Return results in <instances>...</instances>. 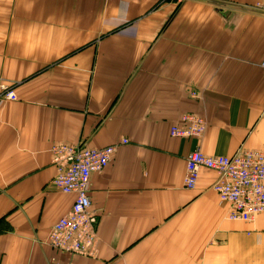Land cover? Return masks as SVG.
<instances>
[{"label": "crops", "instance_id": "obj_1", "mask_svg": "<svg viewBox=\"0 0 264 264\" xmlns=\"http://www.w3.org/2000/svg\"><path fill=\"white\" fill-rule=\"evenodd\" d=\"M0 81L17 94L0 99V264H264V212L229 220L210 169L183 186L193 150H264V0H0ZM186 113L200 137L170 135ZM54 144L116 145L89 179L93 257L46 242L75 197L51 183Z\"/></svg>", "mask_w": 264, "mask_h": 264}, {"label": "built area", "instance_id": "obj_2", "mask_svg": "<svg viewBox=\"0 0 264 264\" xmlns=\"http://www.w3.org/2000/svg\"><path fill=\"white\" fill-rule=\"evenodd\" d=\"M192 96L197 97V94L192 92ZM0 99H17L12 83L0 81ZM205 124L202 116L186 113L181 116L179 125L171 126L170 135L197 138L203 134ZM115 149L114 144L101 148L81 144L51 146L56 169L51 183L62 192L75 195L69 212L48 232L46 242L51 247L83 257L95 255L98 212L91 206L89 179L93 172H101L108 165ZM202 168L215 173L212 189L220 201L229 204V220L249 222L264 212V150L237 151L229 156H207L193 150L186 156L184 188H195Z\"/></svg>", "mask_w": 264, "mask_h": 264}]
</instances>
